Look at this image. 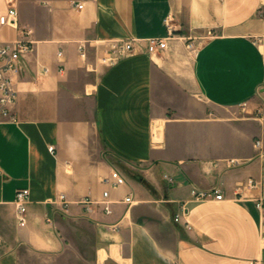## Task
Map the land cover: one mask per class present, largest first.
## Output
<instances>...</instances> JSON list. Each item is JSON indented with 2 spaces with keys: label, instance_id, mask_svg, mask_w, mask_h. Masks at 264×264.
Segmentation results:
<instances>
[{
  "label": "crops",
  "instance_id": "obj_1",
  "mask_svg": "<svg viewBox=\"0 0 264 264\" xmlns=\"http://www.w3.org/2000/svg\"><path fill=\"white\" fill-rule=\"evenodd\" d=\"M18 9L34 48L13 75L18 121L0 122V264L264 262L260 213L244 197L264 193V0H19ZM167 18L177 36L148 53L143 39L166 37ZM19 28L3 27L0 42ZM178 35L207 38L194 53ZM128 38L137 51L101 62L109 41ZM114 168L126 184L112 185ZM194 185H218L224 199L193 201ZM20 188L30 189L25 225ZM105 190L112 211L86 212L79 200Z\"/></svg>",
  "mask_w": 264,
  "mask_h": 264
},
{
  "label": "built area",
  "instance_id": "obj_2",
  "mask_svg": "<svg viewBox=\"0 0 264 264\" xmlns=\"http://www.w3.org/2000/svg\"><path fill=\"white\" fill-rule=\"evenodd\" d=\"M6 8L4 10L0 9V31L5 26H14L19 28L18 19H19V9L18 4L19 0H3ZM77 8H83V4H75ZM168 26V35L166 37H147L143 39L145 41L146 50L148 53L153 54L159 51H163L168 46V40L172 37L177 36L176 31L173 29L169 23V19H166ZM213 35L212 31L208 32V36ZM185 39L186 46L189 51L196 52L200 45L203 43L204 39L207 37L199 35H178ZM34 48V40L31 37V31L25 28H19V37L14 40L1 41L0 42V122L2 121H18L17 114L13 111V107L17 100V91L14 87L13 75L17 74L22 69V62L24 57L30 53ZM80 50L82 56H86L85 45H80ZM137 51V39L128 38V39H116L109 41L103 53L101 55V62L108 66L118 63L123 57L133 54ZM62 52H59L61 55ZM245 108L246 103L241 105ZM257 147L261 145V140H258L256 143ZM54 145L49 147L51 152L54 151ZM228 166H237L240 164V161L236 158H231L227 160ZM169 181L173 182V177L166 176ZM109 180L111 181L114 187H119L126 184L127 177L121 172L118 168H114L111 172ZM246 186L249 189H262L263 182L261 179H256L254 177H249L246 181ZM244 195H239L238 198H242ZM30 197L29 188H20L16 192L15 205L17 209V217L21 225H25L27 217V207ZM109 190L103 192L102 199H94L90 196L83 197L79 202L84 206L86 212L90 213L94 211L97 204L102 205L103 209L110 213L111 209V200H110ZM245 198H251L254 200L256 207L259 210V226H260V237L264 240V193L258 195L244 196ZM191 198L193 201H204L207 199H224V193L222 189L217 185L210 189H202L197 185H194L191 191ZM59 200L62 202L65 209H68L69 200L65 194L59 195ZM124 202L132 203L133 196L128 195L125 197ZM188 207L186 206V201H183L180 204V211L176 214L175 220L180 221L186 215ZM49 221H52L49 219ZM188 228H191L189 221H186ZM249 264H264L260 258H254L249 261Z\"/></svg>",
  "mask_w": 264,
  "mask_h": 264
}]
</instances>
